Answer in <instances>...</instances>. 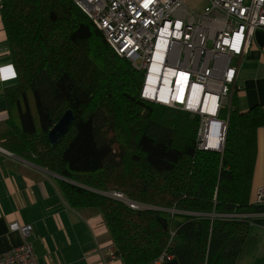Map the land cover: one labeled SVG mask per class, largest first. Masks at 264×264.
<instances>
[{
  "label": "trees",
  "instance_id": "trees-1",
  "mask_svg": "<svg viewBox=\"0 0 264 264\" xmlns=\"http://www.w3.org/2000/svg\"><path fill=\"white\" fill-rule=\"evenodd\" d=\"M0 17L18 81L4 93L0 148L67 180H55L64 200L101 215L122 264L163 253L236 264L248 221L231 216L252 209L264 109L233 101L222 152L199 150L198 117L142 101V74L72 0H2ZM67 110L73 123L52 146L47 134Z\"/></svg>",
  "mask_w": 264,
  "mask_h": 264
},
{
  "label": "built area",
  "instance_id": "built-area-1",
  "mask_svg": "<svg viewBox=\"0 0 264 264\" xmlns=\"http://www.w3.org/2000/svg\"><path fill=\"white\" fill-rule=\"evenodd\" d=\"M201 1L202 8L194 10L186 0H72L115 54L142 74L140 99L197 116L199 150H213L206 140L218 127L220 151L232 97L240 90L242 57L254 33L264 31V0ZM254 201L264 203V188L256 189ZM9 230L23 243L0 254V264H39L28 242L32 226L11 223ZM170 261L163 253L152 264Z\"/></svg>",
  "mask_w": 264,
  "mask_h": 264
},
{
  "label": "crops",
  "instance_id": "crops-1",
  "mask_svg": "<svg viewBox=\"0 0 264 264\" xmlns=\"http://www.w3.org/2000/svg\"><path fill=\"white\" fill-rule=\"evenodd\" d=\"M1 6L2 0L0 11ZM17 83L0 17V124L8 117L4 93ZM237 86L231 106L234 101L240 112L255 105L264 109V31L254 33L242 57ZM256 142L252 209L244 216L248 235L236 264H264V203L254 201L256 189L264 188V127L257 130ZM11 155L0 153V254L23 243L18 232L9 230V224L18 223L32 226L28 242L39 264H122L111 256L113 245L98 212L69 207L56 177Z\"/></svg>",
  "mask_w": 264,
  "mask_h": 264
},
{
  "label": "water",
  "instance_id": "water-1",
  "mask_svg": "<svg viewBox=\"0 0 264 264\" xmlns=\"http://www.w3.org/2000/svg\"><path fill=\"white\" fill-rule=\"evenodd\" d=\"M73 120H74L73 113L70 110H67L66 112L63 113V115L60 117V119L54 124V126L49 130V132L47 134V139L52 146H55L57 144L58 140L69 130V128L71 127V125L73 123ZM222 146H223V144L220 146V148H221L220 151H216V150H212V151L213 152H222ZM11 156L15 159L22 161L21 159L15 157L13 155H11ZM52 175L54 177H56L57 179L67 181V180L63 179L62 177H59V176L54 175V174H52ZM103 195H106V194H103ZM123 201L126 203H131L130 201H127V200H123ZM165 264H178V263L176 261L172 260V261L167 262Z\"/></svg>",
  "mask_w": 264,
  "mask_h": 264
},
{
  "label": "bare ground",
  "instance_id": "bare-ground-1",
  "mask_svg": "<svg viewBox=\"0 0 264 264\" xmlns=\"http://www.w3.org/2000/svg\"><path fill=\"white\" fill-rule=\"evenodd\" d=\"M219 133H220V129L217 127V128H213V130L207 136L206 144L210 149L219 150V145H220Z\"/></svg>",
  "mask_w": 264,
  "mask_h": 264
},
{
  "label": "rangeland",
  "instance_id": "rangeland-1",
  "mask_svg": "<svg viewBox=\"0 0 264 264\" xmlns=\"http://www.w3.org/2000/svg\"><path fill=\"white\" fill-rule=\"evenodd\" d=\"M186 4L194 10H199L203 6V2L201 0H186ZM236 104H237V101H236Z\"/></svg>",
  "mask_w": 264,
  "mask_h": 264
}]
</instances>
